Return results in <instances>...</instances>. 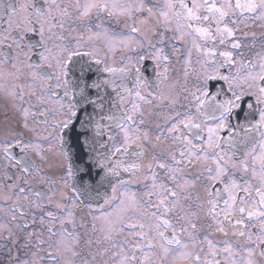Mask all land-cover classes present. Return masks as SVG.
I'll return each mask as SVG.
<instances>
[{
    "label": "snow or ice",
    "instance_id": "1",
    "mask_svg": "<svg viewBox=\"0 0 264 264\" xmlns=\"http://www.w3.org/2000/svg\"><path fill=\"white\" fill-rule=\"evenodd\" d=\"M0 10V80L23 81L0 134L18 264H264V0Z\"/></svg>",
    "mask_w": 264,
    "mask_h": 264
},
{
    "label": "flooded vegetation",
    "instance_id": "2",
    "mask_svg": "<svg viewBox=\"0 0 264 264\" xmlns=\"http://www.w3.org/2000/svg\"><path fill=\"white\" fill-rule=\"evenodd\" d=\"M8 2L17 3L23 2V0H0V4H6ZM8 17L4 15L2 10H0V24L2 21L7 20ZM3 27H6V24H2ZM119 31V29H116ZM259 34V30H257ZM259 41H257V50H259ZM120 53H117L119 57ZM145 67L148 68V74L151 75L150 62H147ZM23 81H14L12 79L0 80V134L8 131L10 128L16 127V121L19 119L17 112L13 108V99L7 93L13 89L14 84H22ZM160 103V102H158ZM54 164H58L59 161L54 160ZM2 199V197H0ZM34 229H28V231H33ZM35 230H38L35 229ZM23 236L21 234V243L18 245H13L11 242L4 241L0 239V264H18V260L28 259L31 261L32 249L27 250L23 247ZM46 238V237H45ZM32 242H35V237H33ZM86 252L87 249L85 248ZM47 264V262H45ZM79 264V261L77 262Z\"/></svg>",
    "mask_w": 264,
    "mask_h": 264
}]
</instances>
